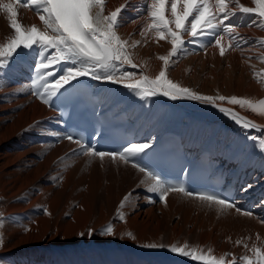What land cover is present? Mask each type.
<instances>
[{
    "label": "bare ground",
    "instance_id": "bare-ground-1",
    "mask_svg": "<svg viewBox=\"0 0 264 264\" xmlns=\"http://www.w3.org/2000/svg\"><path fill=\"white\" fill-rule=\"evenodd\" d=\"M206 2L215 12L216 0ZM4 3L13 4L22 32L30 34L35 26L40 33L54 35L31 6L0 0ZM151 3L104 0V16L123 8L113 31L124 43L131 64H117V82L82 76L70 84L85 80L105 109L125 111L129 125L136 129V143L153 145L173 132L196 154L208 150L215 169L222 168L236 180L233 202L243 211L179 191L168 192L161 201L167 187L139 170L143 153L127 163L119 156L101 160L92 154L94 149L81 154L87 145L67 139L55 96L44 87L63 74L56 71L49 77L48 71L73 65L61 60L42 70L41 79L36 66L60 53L38 44L10 51L16 33L10 14L0 7V264H205L192 255L173 252V247L224 264H247L245 256L257 264V248L264 256V107L260 105L264 17L240 10L241 5L256 7L254 0H227L230 19L225 23L236 27L200 37L198 44L182 31L185 43L172 54L171 37L151 16ZM171 4L172 0H165L164 15L170 21L168 28L175 31ZM183 10L179 0L177 13ZM192 18L188 17L186 28L190 29ZM220 36V44L213 43ZM220 47L225 49L223 56ZM163 56L168 57L167 65L160 59ZM161 71L192 93L236 96L249 103L173 100L159 89L145 96L147 84L126 87L145 78L154 80ZM124 72L132 75L120 79ZM221 107L230 111L221 112ZM245 121L255 127H244ZM137 160L138 166L133 167ZM109 226L111 235L105 232ZM150 244L157 247H147Z\"/></svg>",
    "mask_w": 264,
    "mask_h": 264
},
{
    "label": "snow or ice",
    "instance_id": "snow-or-ice-1",
    "mask_svg": "<svg viewBox=\"0 0 264 264\" xmlns=\"http://www.w3.org/2000/svg\"><path fill=\"white\" fill-rule=\"evenodd\" d=\"M23 3L24 7L31 6L39 14V19L43 21L48 28H51L54 35L49 36L44 33L38 32L37 28L33 26L30 34L21 31V26L17 23V12L12 3L0 4V7L5 9L10 14L11 27L16 33V39L9 45V49L15 52L18 48H31L33 45H40L42 48L55 49L60 55H54L47 59V63H39L36 68L41 72V79H44L43 71L49 69L52 65H58V62L63 60L70 62L73 66H69L66 69H61L57 66L53 71H48L47 76L51 77L56 71H62L63 74L59 75L58 79H55L53 84L45 82V91L49 96H57L61 93L64 86L70 84L72 81L77 80L82 76H91L92 79H107L116 81L114 70L117 64L127 62L131 64V60L128 55L124 53V43L113 31L114 26L117 25L119 13L123 8H116L109 15H103V2L104 0H19ZM179 0H172L171 12L175 23V31L168 28L170 21L165 19L164 5L165 0H152L150 5L151 16L158 22L162 23V27L168 30V35L171 37L172 42V54L178 51V45H184L185 41L182 39L181 32H188L191 37L196 38L191 41L194 44L199 43V38L203 36H216L217 31L229 32L236 27L231 23H225L229 21V5L227 0H216L215 12H210L206 0L201 3V0H183L184 10L182 14L177 13V4ZM256 7H244L241 5L240 10L243 13H256L259 17H264V0H254ZM126 7V6H125ZM196 13L193 16V13ZM193 18L190 21V29L185 27V22L188 17ZM219 16V18H218ZM223 26V27H222ZM161 39L164 38L163 32H160ZM222 36L216 38L213 43L219 45ZM247 44V41H244ZM225 54L224 47H220V55ZM0 55H3L0 52ZM165 64H168V57H160ZM79 67H75V65ZM134 66V65H133ZM132 73H122L120 79H124ZM147 84L149 87L144 90L145 96H151L156 94V89L162 91L164 96L170 97L173 100L178 98H189L193 100H203L205 102L215 103L216 100L225 101L224 96H204L192 93L186 87H179L171 80L165 78V71H161L154 80H147L137 84H127L129 89H136ZM39 95V93H37ZM49 103L48 100L44 101ZM228 102L233 105H245L248 101L239 99L236 96H232L228 99ZM261 107H264V100L260 101ZM251 106V105H250ZM221 112H229V109L220 108ZM233 117L240 123V119L233 113ZM244 127H255L250 122L245 121ZM67 139L70 141L74 139L72 135H68ZM151 147L150 143L140 142L132 143L130 147H125L123 151L116 149L113 151L96 150L92 152L93 155L99 156L101 160L105 156H110L113 160H116L117 155L119 159L126 163L133 157H139L141 153H145L146 149ZM95 148L94 144L87 145V148L81 149V154L87 151H92ZM146 154V153H145ZM139 161L133 163V167L138 166ZM141 172L145 171L144 167H140ZM153 180L157 185L161 183V177L155 173H150ZM156 189L153 188L152 191ZM170 191H179L186 195H193L191 190H186L183 186L175 187L169 186L160 195V200L165 201V197ZM128 196L124 197L127 200ZM201 200L215 202L226 208H234L237 212H242L240 208L235 206L234 202H231L228 197H221L218 193L209 195H201ZM123 203V202H122ZM245 215L250 213L245 212ZM105 232L109 235L113 233L111 226L105 229ZM2 243V238H0ZM147 247L155 248L157 245L150 244ZM173 252H180L181 255H192L194 259L204 260L205 264H224L223 260L216 261L215 259H208L204 256H197L194 253H189L180 248L173 247ZM256 255L259 257L257 264L264 262V256L260 255V250L255 249ZM244 260L247 264H252L249 257L245 256Z\"/></svg>",
    "mask_w": 264,
    "mask_h": 264
}]
</instances>
